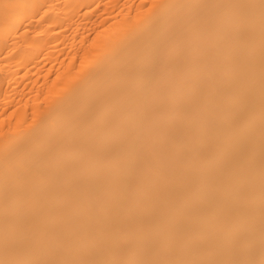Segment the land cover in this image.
<instances>
[{
  "label": "bare ground",
  "instance_id": "obj_1",
  "mask_svg": "<svg viewBox=\"0 0 264 264\" xmlns=\"http://www.w3.org/2000/svg\"><path fill=\"white\" fill-rule=\"evenodd\" d=\"M0 264H264V0H0Z\"/></svg>",
  "mask_w": 264,
  "mask_h": 264
}]
</instances>
